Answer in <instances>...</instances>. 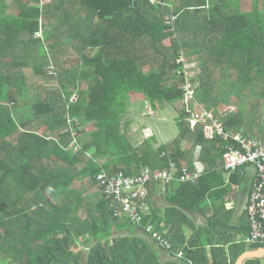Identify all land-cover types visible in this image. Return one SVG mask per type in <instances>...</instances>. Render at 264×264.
Segmentation results:
<instances>
[{
	"label": "trees",
	"instance_id": "obj_1",
	"mask_svg": "<svg viewBox=\"0 0 264 264\" xmlns=\"http://www.w3.org/2000/svg\"><path fill=\"white\" fill-rule=\"evenodd\" d=\"M185 85L226 131L264 142V0H0V264H81V246L85 264H160L148 239L122 234L163 232L157 209L139 210L135 224L112 196H87L98 173L142 168L172 174L167 264H235L264 247L236 243L245 216L233 227V210L215 203L245 179L247 199L254 185L264 192V157L224 182L220 158L236 144L191 126ZM131 94L151 110H176L171 140L131 142ZM196 161L207 173L181 181ZM157 181L133 202L154 201Z\"/></svg>",
	"mask_w": 264,
	"mask_h": 264
},
{
	"label": "built area",
	"instance_id": "obj_2",
	"mask_svg": "<svg viewBox=\"0 0 264 264\" xmlns=\"http://www.w3.org/2000/svg\"><path fill=\"white\" fill-rule=\"evenodd\" d=\"M185 91L184 102H189L191 106V117L189 118L191 126L196 123V125L202 126L210 136L216 134L223 141L228 142L232 139L235 142L236 146L227 144L222 154L223 166L228 173L235 171L245 163H253L264 157V142L262 140L248 137L241 131H226L222 123L215 119L211 112L193 103L189 85H185ZM199 175V170L189 172L184 169L179 179L181 181H195ZM171 178L172 174L166 170H150L149 168H142L134 176L126 175L122 171L113 173L103 171L95 177L99 192L106 196H112L121 203L122 213L135 223L140 220L141 216L139 206L133 200L145 197L144 185L152 179L168 181ZM246 212L249 231L244 237V241L248 244H264V192L261 183L254 185L247 199ZM152 227V225L146 227V231L150 233L152 239L165 250L170 248L169 243ZM174 257L182 259L183 255L177 253Z\"/></svg>",
	"mask_w": 264,
	"mask_h": 264
},
{
	"label": "crops",
	"instance_id": "obj_3",
	"mask_svg": "<svg viewBox=\"0 0 264 264\" xmlns=\"http://www.w3.org/2000/svg\"><path fill=\"white\" fill-rule=\"evenodd\" d=\"M175 134H176V129L174 131V136H175ZM174 136L171 135L169 138L167 137V139L171 140ZM160 138L161 139L164 138L163 135L161 136V133H160ZM156 140L158 142L157 138H156ZM220 159H222V158H220ZM220 165H221L220 168L223 170L222 171L223 172L222 178H223L224 182H227L226 180L228 179V176L230 175L231 172L228 173L224 169L223 160L220 161ZM195 170L200 171L199 177L202 176L204 173H207L205 164L201 161L195 162ZM216 180L218 181L219 178L210 179V182L214 181L215 183H218ZM157 182H159V183H157L158 185L156 187L157 191L155 192L154 197H153L155 202L151 201L149 205L144 204L143 206H139V210L141 212V211H145L148 209H157L158 213L160 215V218L158 219L160 222L159 225L162 227L161 231H163L161 233H165L166 230H164V227L168 223V220L172 219L171 216H166L170 212V210L166 209V207L168 206V203L170 202L169 197L171 195H175L176 191H175V186L172 187V185H173L172 183L171 184H164L165 180H162V179H159ZM249 185H250V183L246 179L242 184L234 183L231 185L230 189L228 190L226 195H224V197L218 199V201H215L216 204H220L224 200L226 207H229L233 210L232 215H231V225L233 227L238 228L240 221L242 220L243 216H245V221H244V223L246 225L244 227L245 230L241 229L239 233H236V232L233 233V236L235 238L234 241L236 243L244 241V237L246 236V234L249 231V224L247 223V220H246L247 216L245 213ZM97 190H99V189H97ZM147 191H148V188H147ZM170 193H172V194L169 195ZM95 195H97V194H95ZM205 204H206L205 207H207L208 203L206 202ZM187 214L193 219V221L195 220V222H196L195 225L204 224V219H202V216L200 214H198L196 212L192 213V212H188V211H187ZM125 219H127L126 216H125ZM152 228H154V226ZM185 231H186L187 235H189L191 232L190 228H188L186 226H185ZM122 234H128V235L134 234V235H139V236L143 237L144 239H148V241L150 243H152L151 247L154 248L153 250L156 252V254L159 258L160 264H167V261L170 260L171 256L169 255V253L164 248H162L158 243H156V241L152 240V237L148 236V233H146L147 234L146 235L138 227L135 226L132 229V231H129L127 229L126 231L122 232ZM81 248L83 250L84 246H81ZM207 249H209L208 246H207ZM87 250L88 249L86 247V249L84 251H82L83 257L81 258V262L85 261V254H86Z\"/></svg>",
	"mask_w": 264,
	"mask_h": 264
},
{
	"label": "rangeland",
	"instance_id": "obj_4",
	"mask_svg": "<svg viewBox=\"0 0 264 264\" xmlns=\"http://www.w3.org/2000/svg\"><path fill=\"white\" fill-rule=\"evenodd\" d=\"M165 43H168V41L166 40ZM185 68H193L195 70L197 69L194 63H186ZM139 96L140 95L138 94L130 95V99L133 104L129 108V116L126 117L128 119H131L125 125L128 131L127 135L129 138H131V142L134 144H138V142H142L146 137L154 136L158 139V143H161L168 140L167 137L169 138L171 135L174 136V115H176V110L171 106L151 110L149 103L139 100ZM185 104V107H190L189 102L187 106ZM232 107L233 106H228L224 108V112ZM190 111L191 109L188 108L187 112L190 115L188 119L191 117ZM248 117H250V113H248ZM90 129H92V126L90 124H87L84 128L85 131H88ZM160 133L161 136L163 135V139L160 138ZM88 180V176H83L80 178L79 182L85 185ZM95 194H98L96 186L94 185L93 187H88L87 196L94 198ZM123 217H125V215H123ZM85 249L86 247L84 246L83 251ZM81 264H85V262H81Z\"/></svg>",
	"mask_w": 264,
	"mask_h": 264
},
{
	"label": "water",
	"instance_id": "obj_5",
	"mask_svg": "<svg viewBox=\"0 0 264 264\" xmlns=\"http://www.w3.org/2000/svg\"><path fill=\"white\" fill-rule=\"evenodd\" d=\"M185 105L187 106V104ZM185 114L187 118L190 116L187 112V107L185 109ZM251 258H259L262 260V263L264 264V247L245 250L237 257L235 264H243V262L246 259H251Z\"/></svg>",
	"mask_w": 264,
	"mask_h": 264
},
{
	"label": "clouds",
	"instance_id": "obj_6",
	"mask_svg": "<svg viewBox=\"0 0 264 264\" xmlns=\"http://www.w3.org/2000/svg\"><path fill=\"white\" fill-rule=\"evenodd\" d=\"M122 213V212H121ZM122 215H124L123 213H122ZM127 217V216H126ZM127 219H129L128 217H127ZM130 220V219H129ZM132 221V220H131ZM135 223V222H134ZM136 224V223H135Z\"/></svg>",
	"mask_w": 264,
	"mask_h": 264
},
{
	"label": "bare ground",
	"instance_id": "obj_7",
	"mask_svg": "<svg viewBox=\"0 0 264 264\" xmlns=\"http://www.w3.org/2000/svg\"><path fill=\"white\" fill-rule=\"evenodd\" d=\"M187 104H188V102H187ZM188 107V106H187ZM169 171V170H168ZM183 171V170H182Z\"/></svg>",
	"mask_w": 264,
	"mask_h": 264
}]
</instances>
